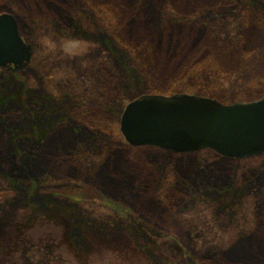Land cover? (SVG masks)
Wrapping results in <instances>:
<instances>
[{
    "label": "rangeland",
    "instance_id": "rangeland-1",
    "mask_svg": "<svg viewBox=\"0 0 264 264\" xmlns=\"http://www.w3.org/2000/svg\"><path fill=\"white\" fill-rule=\"evenodd\" d=\"M0 264H264V154L133 146L155 93L264 96V0H0Z\"/></svg>",
    "mask_w": 264,
    "mask_h": 264
},
{
    "label": "water",
    "instance_id": "water-1",
    "mask_svg": "<svg viewBox=\"0 0 264 264\" xmlns=\"http://www.w3.org/2000/svg\"><path fill=\"white\" fill-rule=\"evenodd\" d=\"M31 56L16 18L0 14V68H22ZM120 130L134 146L174 152L210 148L226 157H249L264 153V96L226 104L189 93H145L126 104Z\"/></svg>",
    "mask_w": 264,
    "mask_h": 264
},
{
    "label": "flooded vegetation",
    "instance_id": "flooded-vegetation-1",
    "mask_svg": "<svg viewBox=\"0 0 264 264\" xmlns=\"http://www.w3.org/2000/svg\"><path fill=\"white\" fill-rule=\"evenodd\" d=\"M2 13H9V14L13 15L16 18V20H17L18 29H19V20H18V17L16 16V14H14V12H12V9H11V11H9V10L8 11H1L0 14H2ZM19 32H20V30H19ZM20 35H21V37H23V34L21 32H20ZM5 69H7V70H16L18 68H14L13 66L9 65ZM205 149L211 150V151L215 152L216 154H219L220 155V153H218V152H216V151H214V150H212L210 148H205ZM202 150H204V149H202ZM168 151H170V150H168ZM170 152H174V151H170ZM186 152H193V151H186ZM176 153H185V152H176ZM261 154H263V153H261ZM261 154H257V155H261ZM253 156H256V155H253ZM250 157H252V156H250ZM228 158H237V157H228ZM238 159H241V158H238Z\"/></svg>",
    "mask_w": 264,
    "mask_h": 264
}]
</instances>
